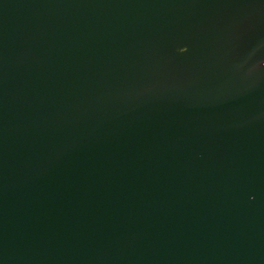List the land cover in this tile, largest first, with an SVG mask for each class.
<instances>
[{
    "label": "water",
    "instance_id": "obj_1",
    "mask_svg": "<svg viewBox=\"0 0 264 264\" xmlns=\"http://www.w3.org/2000/svg\"><path fill=\"white\" fill-rule=\"evenodd\" d=\"M0 264H264V0H0Z\"/></svg>",
    "mask_w": 264,
    "mask_h": 264
}]
</instances>
